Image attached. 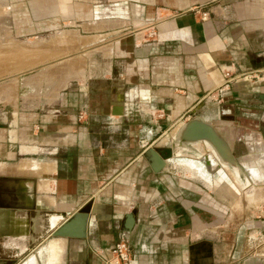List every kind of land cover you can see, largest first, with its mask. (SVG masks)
Returning <instances> with one entry per match:
<instances>
[{
	"label": "crops",
	"instance_id": "crops-1",
	"mask_svg": "<svg viewBox=\"0 0 264 264\" xmlns=\"http://www.w3.org/2000/svg\"><path fill=\"white\" fill-rule=\"evenodd\" d=\"M114 2L111 31L96 37L107 39L97 45L110 48V59L86 70L98 74L47 94L38 90L36 99L0 113V262L27 256L24 264H106L99 251L124 234L130 264H264V245L247 242L248 233H264V218L247 214L233 223L220 215L215 193L200 186V179L210 185L215 178L199 161L176 158L153 172L144 155L208 112V97L231 101L264 92V0ZM47 7L53 26L76 20L91 26L88 17L97 16L88 0H52ZM125 12L127 22L119 19ZM132 14L157 22L141 31ZM224 71L233 78L226 86ZM211 123L230 143L229 124ZM251 135L245 144L258 145L264 157V136ZM219 167L217 180L226 174ZM81 208L83 237L46 232L30 245L31 227L54 229Z\"/></svg>",
	"mask_w": 264,
	"mask_h": 264
},
{
	"label": "rangeland",
	"instance_id": "rangeland-1",
	"mask_svg": "<svg viewBox=\"0 0 264 264\" xmlns=\"http://www.w3.org/2000/svg\"><path fill=\"white\" fill-rule=\"evenodd\" d=\"M77 1L83 3L85 0ZM114 1L88 0L92 10L97 13L95 17L99 21H95L94 14L88 17L89 23L87 24L91 26H85L83 20L82 22L79 20L76 22L65 21L60 25L53 26L49 24V19H52L54 15L50 14L47 9V5L52 4V0H0V113L9 110L8 108L15 109L18 101L26 99L32 101L37 96L38 90H45L47 94L55 87L84 81L88 79L89 75L98 74L86 70L95 63L103 64L110 59L108 56L111 53L110 48H99L97 45L106 42L107 39L99 38L100 41L96 37H100L98 33L111 31L108 29L111 27L108 22L112 19L113 14H117L113 9ZM125 1V5L130 4L129 0ZM137 14L139 13L137 12ZM120 15L119 19L128 21L127 13L125 17L124 14ZM131 17V21L134 19L136 22L144 21L139 16L133 19V14ZM101 20L106 21L102 22ZM141 22L140 26H136V28H142V31L146 25L155 24L157 20L155 17L148 24L145 21ZM71 29H75L76 32L67 31ZM151 35L153 36V34ZM139 41H142V38ZM220 99L222 101L217 103ZM206 100L208 101V112L200 111L195 116H199L209 123L223 121L229 124L235 140L232 139L231 145L228 144L237 161L239 163H254L264 170V157L257 151L259 146H255L253 150L244 142L245 136L252 134L251 136L254 137L255 132L264 136L262 120L264 100L258 99L254 94L248 97L236 95L231 101H225V98H221V96L216 99L208 97ZM213 114H215L214 117ZM2 125L0 124V126ZM221 133L224 134V131ZM169 134L163 137L165 138L164 147L172 144V142H166L169 139ZM191 145L188 146L191 147ZM203 145L202 142L195 143V152H183L178 158L199 161L210 174L211 179L215 178V182L212 180L210 185L202 183L203 180L200 179V186L202 189L203 186H207V189L215 193L216 207L221 209L218 213L233 223L238 222L241 215L243 217L247 214L249 220L263 219L264 217L261 215L264 210V182H256L253 189L257 190V194L252 196L248 190H241L242 184L235 181L229 168H222L227 179L224 177L217 180L220 165L212 157H209L210 152L205 145L203 148ZM173 159L176 158L171 160ZM213 168L218 171H214ZM177 172L180 175H191L189 172L185 173L183 169H178ZM218 218L223 219L221 216ZM24 248L21 247L22 250Z\"/></svg>",
	"mask_w": 264,
	"mask_h": 264
},
{
	"label": "water",
	"instance_id": "water-1",
	"mask_svg": "<svg viewBox=\"0 0 264 264\" xmlns=\"http://www.w3.org/2000/svg\"><path fill=\"white\" fill-rule=\"evenodd\" d=\"M258 97L264 100V92L258 93ZM197 141H207L212 147V149L209 148L207 149L210 153L212 152L216 156V158H218V164L221 165L222 168H229L231 172H233L232 170L234 168H238L240 170L239 173L240 181L244 180L245 172L243 169V165L239 163L235 158V156L233 155L231 148L228 142L226 141V139L219 133V131L215 128L213 124L205 121L203 118L199 116H194L190 118L188 121L179 125V131L177 134V144L178 143L186 144V148L183 150V152L193 153L195 152V148L193 147L192 142H197ZM190 144H192L191 147L188 146ZM175 147L176 144L172 141L171 145L166 146L161 150H157L156 148L149 147L145 151L144 155L149 160L153 172H159L161 169H163L166 166L167 161L175 156L174 154ZM222 161L225 162L226 166L225 164L222 163ZM245 188H246L245 186L243 185L241 186V190H245ZM86 220H87V213L84 209L81 208L77 210L70 219L64 221L61 225H59L54 229H48L45 232L42 231L39 232L38 229H36L35 227H31L32 237L30 238L31 239L30 245L33 246L36 240L38 238L43 237L46 232H48V234L55 237H66V236L83 237L85 235ZM132 223H133V215L129 213L127 215V221H126L127 228H130ZM0 229H1V225H0ZM26 235L27 234H25V236ZM34 235H38L40 237H38L35 240ZM27 249L28 247H26L24 251H26ZM22 261H19L17 264H22Z\"/></svg>",
	"mask_w": 264,
	"mask_h": 264
},
{
	"label": "built area",
	"instance_id": "built-area-1",
	"mask_svg": "<svg viewBox=\"0 0 264 264\" xmlns=\"http://www.w3.org/2000/svg\"><path fill=\"white\" fill-rule=\"evenodd\" d=\"M202 14L203 17H206L207 12H203ZM223 77L225 79V86L231 79H233L229 71H224ZM247 242L251 246L260 248V246H263L264 244V233L262 235L248 234ZM99 256L106 264H130L132 261V255L128 238L124 234L121 235L112 246L100 250Z\"/></svg>",
	"mask_w": 264,
	"mask_h": 264
},
{
	"label": "bare ground",
	"instance_id": "bare-ground-1",
	"mask_svg": "<svg viewBox=\"0 0 264 264\" xmlns=\"http://www.w3.org/2000/svg\"><path fill=\"white\" fill-rule=\"evenodd\" d=\"M215 128L217 129V127L215 126ZM218 130V129H217ZM178 131H179V128L177 129L176 132H174L173 134V138L170 142H174L176 144V147L174 148V154L175 156L173 158H178V156L181 155V153L183 152V150L186 148V144H177V134H178ZM219 131V130H218ZM198 142H202L207 148L209 149H212V147L210 146V144L207 142V141H197V142H192L193 144V147H194V144L195 143H198ZM204 145H203V148H204ZM200 146V145H199ZM195 148V147H194ZM198 148V147H197ZM198 149H201L200 147ZM209 157H212V159L215 161H217L218 163V158H216V156L211 152L208 154ZM240 158V157H238ZM262 158V157H261ZM172 159V158H171ZM169 159V160H171ZM215 161V162H216ZM223 164H225V162L222 161ZM241 164L243 165V169H244V172H245V178L244 180H241L242 181V185L245 186L246 188L247 187H251V190L249 191H252L253 188H254V185H256V182H264V170L262 167L258 166L257 164H254V163H248V162H241ZM221 166V165H220ZM226 166V164H225ZM253 166L255 168H253ZM230 171V170H229ZM232 175H233V178L235 179V181L239 182L240 181V170L238 168H234L232 170ZM240 181V182H241ZM9 183H10V180H9ZM11 184V183H10ZM248 184V186H247ZM4 201V200H3ZM11 203V202H10ZM3 210V209H2ZM6 211V210H5ZM3 216V215H2ZM54 242V241H53ZM52 241L49 243V246L53 243ZM22 247V246H21ZM24 247V246H23ZM22 247V248H23ZM25 262H22V264H24Z\"/></svg>",
	"mask_w": 264,
	"mask_h": 264
},
{
	"label": "flooded vegetation",
	"instance_id": "flooded-vegetation-1",
	"mask_svg": "<svg viewBox=\"0 0 264 264\" xmlns=\"http://www.w3.org/2000/svg\"><path fill=\"white\" fill-rule=\"evenodd\" d=\"M256 97L258 98V99H260L259 97H258V94L256 95ZM241 109H243V107H241ZM263 122H264V116H263ZM1 184H0V194L2 193V190H1ZM0 264H5V263H3L2 261L0 262Z\"/></svg>",
	"mask_w": 264,
	"mask_h": 264
}]
</instances>
